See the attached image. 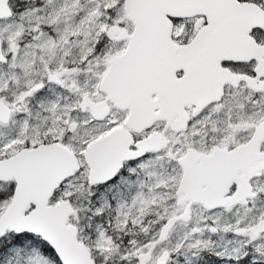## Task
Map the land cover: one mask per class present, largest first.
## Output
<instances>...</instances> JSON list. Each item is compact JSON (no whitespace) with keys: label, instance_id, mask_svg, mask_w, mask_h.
Returning a JSON list of instances; mask_svg holds the SVG:
<instances>
[{"label":"snow or ice","instance_id":"6c2138e0","mask_svg":"<svg viewBox=\"0 0 264 264\" xmlns=\"http://www.w3.org/2000/svg\"><path fill=\"white\" fill-rule=\"evenodd\" d=\"M0 264H264V0H0Z\"/></svg>","mask_w":264,"mask_h":264}]
</instances>
